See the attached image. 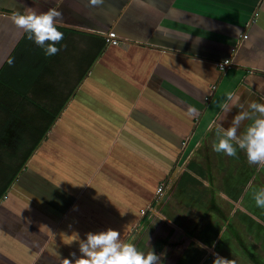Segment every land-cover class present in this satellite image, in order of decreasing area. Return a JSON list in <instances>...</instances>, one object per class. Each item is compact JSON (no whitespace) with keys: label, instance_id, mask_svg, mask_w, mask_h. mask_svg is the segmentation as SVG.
Instances as JSON below:
<instances>
[{"label":"crops","instance_id":"obj_1","mask_svg":"<svg viewBox=\"0 0 264 264\" xmlns=\"http://www.w3.org/2000/svg\"><path fill=\"white\" fill-rule=\"evenodd\" d=\"M25 7L61 13L54 80L58 66L71 69L67 60L80 40L96 54L79 70L72 100L48 140L0 196V264H62L73 259L69 253L79 255L85 233L104 229L116 230L139 251L152 250L160 256L157 264H168L161 243L135 238V226L145 223L140 211L152 202L156 183L187 153L184 164L205 169L220 199L228 197L232 206L226 221L217 218L208 229L232 231L229 237L217 232L211 243L195 236L185 241L190 249L171 261L212 264L216 253L242 264L233 230L251 227H236L234 214L240 210V219L251 218L244 202L255 205L264 167L248 163L241 149L230 157L211 146L222 135L214 121L227 128L236 112L250 111L249 102L264 103V0H0V68L25 35L10 19ZM109 32L119 45L107 44ZM28 42V48L36 46ZM225 61L230 64L220 70ZM230 92L239 93L241 106L225 115L220 105ZM189 106L197 114L189 116ZM250 123L243 121L237 134ZM195 218L180 228L202 233L203 222ZM253 225L264 231L262 220Z\"/></svg>","mask_w":264,"mask_h":264},{"label":"rangeland","instance_id":"obj_2","mask_svg":"<svg viewBox=\"0 0 264 264\" xmlns=\"http://www.w3.org/2000/svg\"><path fill=\"white\" fill-rule=\"evenodd\" d=\"M81 42L80 40L76 47L77 53H75L71 59L67 60L70 63L67 64L71 69L63 71V69L58 68V66L57 71L59 77L57 80L53 78L50 81H44L42 86L39 85L35 88L36 99L38 98L39 102L37 104L31 102L29 105H21L24 118L21 119L17 116H11L7 112L0 111V187L5 180L10 178L12 167H15L17 163L19 165L20 156H22L26 147H28V140H30L32 133H30V128L27 127L26 123L34 122L31 124H33V127H36L37 130L42 129L44 126L43 119L37 122L36 120L38 117L31 118V116L35 117V112L38 111L41 106L45 108L50 107V109H52L58 107V104L62 101L63 105L60 111H65L69 99L72 100V96L74 95L70 94L73 92L72 84L75 83V79H78L77 75L79 70L83 68L89 60H92L96 54V48H94L92 44V46L88 48ZM82 91L83 93L87 92L86 88ZM40 98L42 100H40ZM17 114H20V111ZM36 129L34 128L33 130ZM55 135L56 134H54L53 137H55ZM21 139L25 140L23 141V147L20 152L18 149L21 145ZM63 140L67 142L66 138ZM63 148L66 149L67 144H63ZM74 152L77 154L78 151L76 148H74ZM197 152L200 153L201 150ZM187 154H183L181 157L182 159L178 160L176 164L172 166L167 177L163 181H160V184L157 185L156 183L154 194L152 193V202L147 209L145 208L143 211H140V216L142 215L145 217V223L139 228L137 227L138 224L135 226L137 229L135 238H150L149 240L151 241L154 239L151 243H155L156 245L161 243L162 247H160V251L163 249L166 258H170L168 264H173L171 260L175 259L173 258L174 256L183 255L185 250L190 249L187 244H185V241H189V239L192 240L195 236H199L201 240H205L204 242L211 243V238H213L217 232H223V234H226V237L227 235L229 237L232 231L229 229L227 233L224 229L214 230L212 228L214 235L211 236L213 231L208 229L211 227V222L217 218H220L221 222L226 221L227 216L230 215L228 214V209L232 206L228 202V197L224 196V198L221 196L222 199H220L217 189L213 187L214 182H212L207 175L205 169L195 167L192 161L187 165L184 164ZM15 159H18V161ZM22 162L23 161H21V163ZM25 165L26 162L23 164L20 170L21 172L24 170ZM27 171L25 172L27 173ZM223 192L225 193L224 190ZM219 201V206H221L223 211L219 210L217 207ZM246 202L247 201L244 202V209L249 212L248 215L251 218L244 221L240 219L242 214L240 210H236L234 217L237 220L236 227H244V225H246L251 228H247L248 230H233L234 235H236V246L234 247L235 255L239 254L242 261L244 259L242 264H264V238L262 236L264 231L258 228V226L254 227L255 225H253L255 220L259 222L262 220V222H264V209ZM195 217H198L199 221L203 222L204 229L202 233H198L197 231L198 234H196L194 228H180V223L184 221H186V225L189 227L191 220L193 222L195 221ZM147 223H150V225ZM158 240H160V242H158ZM206 247L209 249L210 246ZM144 248H142L143 251ZM243 256L246 258L250 257L249 259L252 261L245 263L246 258H243Z\"/></svg>","mask_w":264,"mask_h":264},{"label":"clouds","instance_id":"obj_3","mask_svg":"<svg viewBox=\"0 0 264 264\" xmlns=\"http://www.w3.org/2000/svg\"><path fill=\"white\" fill-rule=\"evenodd\" d=\"M100 3L101 0H91ZM61 13L57 8H49L44 12H36L31 7L23 11H15L11 15V22L23 31L26 37L42 49L45 56H52L58 52L56 43L62 40L63 33L57 30L56 19ZM46 41L48 43H46ZM10 62V61H9ZM239 93H228L226 101L220 105L221 111L227 115L232 108H239ZM250 111H238L232 117L231 126L222 128L217 122L216 128L221 129L222 135L212 144V151L227 156H235L237 149L244 151L250 164H256L257 170L264 167V103L251 101L248 103ZM189 116L197 114L195 107L187 108ZM245 120H251L245 130L239 135L237 129ZM209 124V128L213 126ZM256 207L264 209V188L253 193ZM71 243V241L69 242ZM206 247L203 244L197 245ZM78 253H69L73 259L64 258L62 264H157L160 256L152 250L147 253L139 251L131 242H122L118 232L113 229H104L96 232H87L83 239H79ZM212 264H231V262L213 253Z\"/></svg>","mask_w":264,"mask_h":264},{"label":"trees","instance_id":"obj_4","mask_svg":"<svg viewBox=\"0 0 264 264\" xmlns=\"http://www.w3.org/2000/svg\"><path fill=\"white\" fill-rule=\"evenodd\" d=\"M28 40L29 39L26 35H24L6 63L0 68V111L7 112L9 115L17 116L21 119L24 118L21 105H29L31 102L37 104L39 100L38 98L36 99L35 88L39 85L42 86L44 81H50L55 76V74L52 75L51 71L55 55L45 56L42 49L37 45L32 49L28 48ZM46 43L48 42L46 41ZM62 105L63 101L58 104V107L50 109V107L45 108L41 106L38 111H34L36 116H31V118L38 117L36 120L37 122H39L40 119H43L44 126L42 129L37 130L36 127H33V124H31L34 122L26 123L27 127L30 128L29 131H31L30 133H32V136L30 140H28V147H26L22 156H20L19 165L17 163L15 167H12L10 178L5 180V182L3 181L4 183L2 182L3 185L0 187V196L8 189L10 183L19 174L23 164L33 154L39 143L48 137V130L57 119ZM19 111L20 114H17ZM34 128L36 130H33ZM24 140L21 139L20 141L21 145L18 149L20 152ZM47 140L48 138L44 142ZM16 161H18V159ZM21 161L23 162L21 163ZM141 223H143V219L141 220ZM133 235L134 234H132L131 237H133ZM129 240L127 242H129Z\"/></svg>","mask_w":264,"mask_h":264},{"label":"built area","instance_id":"obj_5","mask_svg":"<svg viewBox=\"0 0 264 264\" xmlns=\"http://www.w3.org/2000/svg\"><path fill=\"white\" fill-rule=\"evenodd\" d=\"M106 42L108 45H112V46H116V45H119V40L118 38L111 32H109L107 34V37H106ZM230 64V61H225L222 65H220V70H224L225 67Z\"/></svg>","mask_w":264,"mask_h":264}]
</instances>
